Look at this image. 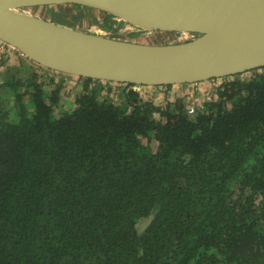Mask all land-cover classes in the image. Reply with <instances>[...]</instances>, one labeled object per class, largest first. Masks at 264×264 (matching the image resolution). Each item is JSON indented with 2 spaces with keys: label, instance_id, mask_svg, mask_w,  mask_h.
<instances>
[{
  "label": "trees",
  "instance_id": "16d2710c",
  "mask_svg": "<svg viewBox=\"0 0 264 264\" xmlns=\"http://www.w3.org/2000/svg\"><path fill=\"white\" fill-rule=\"evenodd\" d=\"M10 54L0 264H264V68L215 80L189 115L188 86L77 78Z\"/></svg>",
  "mask_w": 264,
  "mask_h": 264
},
{
  "label": "water",
  "instance_id": "95a60500",
  "mask_svg": "<svg viewBox=\"0 0 264 264\" xmlns=\"http://www.w3.org/2000/svg\"><path fill=\"white\" fill-rule=\"evenodd\" d=\"M67 5L192 39L137 44L119 34H89L27 13ZM0 40L34 64L68 76L191 88L264 68V0H0Z\"/></svg>",
  "mask_w": 264,
  "mask_h": 264
},
{
  "label": "rangeland",
  "instance_id": "374dc122",
  "mask_svg": "<svg viewBox=\"0 0 264 264\" xmlns=\"http://www.w3.org/2000/svg\"><path fill=\"white\" fill-rule=\"evenodd\" d=\"M27 13L40 17L46 21L55 22L89 34L103 37L119 34L123 40L137 44L166 45L185 42L192 39V37L188 35L165 33L160 31H147L136 28L119 17L91 8H84L75 5L37 7L27 10ZM49 79L58 81L60 78L59 76L50 77L49 75L44 77V80H46L45 82L49 81ZM64 84H66L65 87L67 86L72 88L70 81L65 82ZM196 86L204 87V84ZM181 89L183 88L180 87V90ZM64 94L66 96L65 101H70L72 90L70 89V92H68L65 88ZM71 102L67 104V107L71 106Z\"/></svg>",
  "mask_w": 264,
  "mask_h": 264
},
{
  "label": "built area",
  "instance_id": "2783aa9c",
  "mask_svg": "<svg viewBox=\"0 0 264 264\" xmlns=\"http://www.w3.org/2000/svg\"><path fill=\"white\" fill-rule=\"evenodd\" d=\"M17 53L18 56L23 57V55L16 49L8 45L7 43L0 40V60L3 56L9 55L10 53ZM3 84V77L0 74V91ZM204 87L194 85V88H189L186 90V96L188 100L187 113L189 115L194 114L197 110L202 109L206 103L213 100V93L216 87L219 85L214 81L204 82ZM199 85V84H198Z\"/></svg>",
  "mask_w": 264,
  "mask_h": 264
},
{
  "label": "crops",
  "instance_id": "0c3cea01",
  "mask_svg": "<svg viewBox=\"0 0 264 264\" xmlns=\"http://www.w3.org/2000/svg\"><path fill=\"white\" fill-rule=\"evenodd\" d=\"M10 55H13V57H17L18 55L16 54V53H14V52H12ZM15 55V56H14ZM13 57H12V59H13ZM4 73V71L3 70H1V75Z\"/></svg>",
  "mask_w": 264,
  "mask_h": 264
}]
</instances>
